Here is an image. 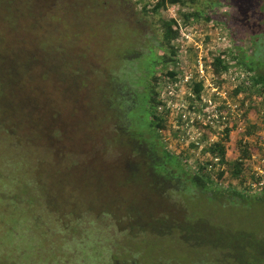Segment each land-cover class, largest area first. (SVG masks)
Instances as JSON below:
<instances>
[{"label":"trees","instance_id":"16d2710c","mask_svg":"<svg viewBox=\"0 0 264 264\" xmlns=\"http://www.w3.org/2000/svg\"><path fill=\"white\" fill-rule=\"evenodd\" d=\"M78 1L79 10L83 12L94 0ZM120 1L124 9L130 10L127 5L131 0ZM231 1H136L141 16L129 18L128 15L131 22L114 18L104 25L103 30L108 31L109 38L100 46L115 61L110 67L102 64L97 69L102 51L96 49L92 59H87L90 50L80 41L81 30L73 22L69 26L63 23H68L71 10L63 13L61 0H0V135L7 145L14 146L15 133L22 135L26 129L34 135L37 131L43 142L46 138L53 139L51 147L48 143L43 151L55 155L58 150L51 148L57 145L58 135H61V142L70 135L66 132L67 119L75 114L84 116L94 108L95 119L100 116L105 121H99L103 124L101 129H108L110 140L107 144L124 157V165L96 169L97 165L88 163L78 168L84 167L83 171L92 173L108 170L117 176L110 183L131 186L138 191L137 200L128 198L130 195L100 198L97 212L112 214L118 230L128 231L133 241L148 230L167 236L170 232L165 211L173 209L177 220L174 232L186 244L189 214L182 203H175L176 207L165 204L170 194L177 191L187 199L189 196L184 194L200 197L212 193L214 196L228 190L240 197L239 192L250 194L254 191L251 186L256 187L262 180L261 175L250 174L248 182L244 181L243 172L249 171V165L243 162L250 159V148L242 138L235 141L236 158L231 161L225 158L228 136L235 129L232 112L223 101L215 103L213 100L210 107L202 103L203 83L197 79L195 65L194 73L192 66L195 50L183 35L190 26L202 20L210 30L217 28L228 42L232 40L230 48L210 51L203 66L208 67L211 82L218 90H224L227 83L231 85L227 98L236 103L237 106H233L241 118L244 119L250 109L259 114L264 106V74L256 71L255 62L245 54L242 44L246 41L254 45L256 39L263 38L264 32L252 30L253 21L257 23L253 19L254 0L251 3V0H237L239 6L233 13H220L219 9L232 6ZM169 8L175 9L174 16L168 14ZM148 17L151 21L145 20ZM220 17L224 19L223 25L219 23ZM143 25L150 29V34L147 28H141ZM120 35L125 36V45L110 44L111 39ZM61 37L67 38V42H61ZM210 40L205 34L203 43L206 45ZM182 53H186V67L178 64ZM87 72L97 73L99 85L93 91L87 87ZM185 76L189 79L187 84H182L185 85L182 86L183 106L173 110L169 102L174 103V97L168 94V89L179 85ZM81 93H88L84 101L89 108L77 113L76 105L83 101L79 99ZM176 102L180 104L177 98ZM194 112L200 116L191 118ZM89 122L93 124V119L85 124ZM76 127L80 129V124ZM259 129L254 124L247 125L243 134L250 136ZM70 148L69 154L77 156L75 148L78 147ZM64 150L61 148V157L68 155ZM64 165V168L61 166L62 177L67 173L65 169L69 173L77 166H69L67 162ZM224 175L229 182L222 188L220 182L224 181ZM100 182L104 181L100 179ZM231 182H237L238 189ZM161 196V201H157ZM105 201L108 203L103 204ZM159 205L163 207L160 210ZM53 208L59 211L58 206ZM91 210L96 212L87 204L85 211ZM146 210L151 214H146ZM140 253L137 248L120 245L111 256V264H182L149 255L144 257ZM203 260L191 264H208Z\"/></svg>","mask_w":264,"mask_h":264},{"label":"rangeland","instance_id":"374dc122","mask_svg":"<svg viewBox=\"0 0 264 264\" xmlns=\"http://www.w3.org/2000/svg\"><path fill=\"white\" fill-rule=\"evenodd\" d=\"M115 1L94 0L87 9L83 8V12H80L78 0H61L63 13L71 10V16H67L68 23H63L66 26H69L70 22L77 24L76 26L82 32H80V41L82 40L90 50L86 55L87 59H92V52L96 49L102 51L97 60V69L102 64L110 67L115 61L109 56L110 53L104 52L100 46L109 38L108 31L103 30L104 25L114 18L131 22L129 18L141 16L136 3L138 0H131L127 5L130 10L124 9L125 5H122L120 0ZM231 5L229 8L219 9V12L233 13L239 6L237 0L231 1ZM174 10L169 8L167 12L174 16ZM161 15L165 17V12ZM253 19L257 23L253 21L254 29L252 30L259 29L264 32V0H254ZM145 20L151 21L149 17ZM141 21L144 23L143 19ZM223 21L224 19L220 17L221 25ZM155 25L157 27L156 21ZM76 26L72 25L77 28ZM141 28H147L146 31L148 30L150 34L147 26L143 25ZM218 30L217 28L210 30L202 20H198L196 25L190 26L189 31H184L183 35L186 42L195 50L196 56L192 66L194 73L195 65L197 79L203 83L202 103L210 107L213 100L215 103L223 101L232 112L231 118L235 129L228 136L225 158L229 161L236 158L235 141L239 138H242L247 148H250V159L243 162V165H249V171L243 172V178L247 183L250 174H254L255 177L262 176L259 185L255 187L251 184V189L253 188L254 191L248 195H242L243 192H239L240 197H236L228 190L214 196L212 193H206L200 197L184 194L185 197L189 196L187 199L175 191L170 194L165 204H172L174 207H176L175 203L185 205L189 214L187 243H182L174 232L173 226L177 220L173 209L165 211V218L169 221L167 228L170 232L167 236L162 233L157 235L156 232L148 230L142 235H137L132 241L127 235L128 231L118 230L112 214L106 215L97 210L101 206L100 198H110L112 195L126 198L130 195L128 198L137 200L138 191L131 186L122 187L114 182L110 183L109 181L117 176L108 170H95L96 173H92L83 171L86 170L84 167H80L81 170L78 168L88 163L97 165L96 169L99 166L117 168L124 165V157L122 158V155L107 144L110 140L108 129L102 130L103 124L99 123V121L104 123L105 121L100 116H97L98 120L95 119V113L92 112L94 108H90L84 116L75 114L67 119L66 132L70 135L63 142H61V135H58L57 145L51 148L58 150L55 155H52L51 151H43V148H46L44 145L49 143L51 147L53 139L46 138L43 142V139L40 140L43 137L37 131L34 135L26 129L22 135L15 133L14 146L7 145L4 137L0 135V264H111V256L120 245L137 248L141 252L140 255L144 257L149 255L161 258L162 261L163 259L172 260L182 264H191L202 259L208 264H264V189H261L264 187V106L259 111L262 115L250 109L243 119L235 109L236 103H231L227 98V90L231 85L227 83L224 90H218L211 82L208 67L203 66L204 58L210 51L232 46V40L228 42ZM242 31L245 32L246 28ZM205 34L211 39L206 45L203 43ZM255 41L254 45L243 42V50L255 62L256 71L264 74V36ZM61 42L66 43L67 38L61 37ZM126 43L127 40L122 35L111 39L110 42L117 46H123ZM189 56L191 55L188 54ZM178 64L187 66L186 53L178 57ZM199 69L202 74H199ZM96 76L97 73L87 72L86 74L89 79L87 87L90 86V90L96 89L99 85ZM188 79L189 77L185 76L179 85L176 84L174 88L168 89V94L174 97V103L169 102L173 110L183 106L182 86L185 85L182 84H187ZM84 92L87 91L84 90ZM88 96V93H81L79 99L83 101L76 105L77 113L89 108L84 101ZM92 96L96 100V96L94 94ZM211 96H214V99ZM176 98L180 104H177ZM252 98L254 100V97ZM95 100L94 103H96ZM199 116L195 112L190 114L191 118ZM90 119H93L94 126L91 122L88 125L85 124ZM77 124H80V129L76 127ZM252 124L260 129L250 136L244 135L245 127ZM103 141L104 144H102ZM70 146L78 147L75 148L77 156L69 154ZM171 146H174V140H171ZM61 148L66 149L64 151L69 157L68 155L61 157ZM66 162L69 166H77L69 173L65 169L67 173L62 177L61 166L64 168ZM52 165L57 166L58 169ZM90 169L93 170V168ZM122 170L123 168H120V171ZM226 178L224 175V181L220 182L222 184V186L219 185L220 187H226L229 182ZM100 179L104 182H100ZM231 184L238 189L237 182H231ZM161 198L162 196L158 197L157 201H161ZM207 198L211 199L208 201ZM48 202L58 206L59 211L55 212ZM153 202H156V199ZM106 203L108 202H103V204ZM87 204L96 212L85 211ZM158 208L160 210L163 207L159 205ZM145 213L151 214L149 210ZM58 214H61V217Z\"/></svg>","mask_w":264,"mask_h":264},{"label":"built area","instance_id":"2783aa9c","mask_svg":"<svg viewBox=\"0 0 264 264\" xmlns=\"http://www.w3.org/2000/svg\"><path fill=\"white\" fill-rule=\"evenodd\" d=\"M199 68H200V66H199ZM198 72H199V74H202V71H201V69H199V70H198ZM211 91H212V92H215V90H214V89H211ZM208 105H209V104H208Z\"/></svg>","mask_w":264,"mask_h":264}]
</instances>
